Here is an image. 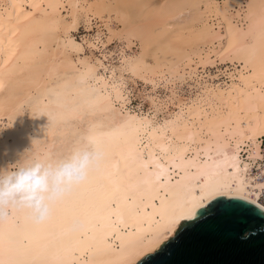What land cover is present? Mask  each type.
I'll return each instance as SVG.
<instances>
[{"label": "bare ground", "instance_id": "obj_1", "mask_svg": "<svg viewBox=\"0 0 264 264\" xmlns=\"http://www.w3.org/2000/svg\"><path fill=\"white\" fill-rule=\"evenodd\" d=\"M150 3L141 28L118 4L115 13L128 48L135 37L142 47L120 53L119 68L170 92L148 93L153 114L132 106L118 66L106 75L103 59L67 55L84 48L71 34L80 15L102 19L106 0H0V169L23 155L59 160L86 140L101 153L46 219L24 208L0 219V264H136L174 235V214L215 189L264 209V0ZM107 25L106 39L85 42L105 48ZM188 78L194 98L179 92Z\"/></svg>", "mask_w": 264, "mask_h": 264}, {"label": "water", "instance_id": "obj_2", "mask_svg": "<svg viewBox=\"0 0 264 264\" xmlns=\"http://www.w3.org/2000/svg\"><path fill=\"white\" fill-rule=\"evenodd\" d=\"M249 206L255 211L243 224L215 212L183 220L136 264H264V209Z\"/></svg>", "mask_w": 264, "mask_h": 264}, {"label": "rangeland", "instance_id": "obj_3", "mask_svg": "<svg viewBox=\"0 0 264 264\" xmlns=\"http://www.w3.org/2000/svg\"><path fill=\"white\" fill-rule=\"evenodd\" d=\"M91 1H96V0H91ZM150 1H152V3H150L149 8L151 6L152 7L163 6L169 0H150ZM142 2L145 4L148 2V0H106V4H111L110 9L103 13L102 19L98 18V17L97 18L93 17L91 24H90L91 27H90L89 23L88 24L86 23L87 21H86L84 15L81 14L79 17L78 23H77L75 29L74 28L72 29L71 34L73 35V37L77 41H79V42L84 41L83 42L84 48L81 52H78V51L73 50V49L72 50L69 49L67 55L70 56V58L72 57L73 58V59L71 58L72 61L74 60L73 62L76 63L77 65H80L79 60H78L79 59L78 56L91 57L93 62H97L98 58L103 59L104 64L107 67H104V65H102L100 67V71L105 73L106 75H111L110 71L113 69L112 68L113 65H116V66H118L117 68H119V65H120L119 61H120V57H121L120 55L123 53V51H127L129 54L131 53V55H134V54L136 56L140 55V53L142 51V47H140L141 41L138 37L133 38L132 48H128V39L126 36L128 34V32H127L128 28H127V24H126L127 21H125L122 17H118L117 13H115L116 12L115 6H116V4H118V6L121 9H124V10L126 9L130 15L128 18V21L137 20L138 26H140V28H141V27L148 25V20H146L145 17L146 18L149 17L148 12H147L148 8H145V9L141 8ZM140 9H142V11H140ZM140 12L143 14H140ZM109 14H111V15H109ZM66 20H71V19L66 17ZM107 22H108L109 26L113 29L114 35L112 36V38L108 42V45L105 48L102 47L101 44L99 45L100 48H95V47L89 45V43L85 42V39L87 37L95 40L96 37L98 38L99 36H101L103 39H106V36H108L110 34ZM63 33H64V31H63ZM51 49H52V46H51V48H49V51H51ZM134 50H135V52H134ZM104 54H106L107 57H105ZM149 60H150V62L152 61L151 58ZM117 68L115 71V74H116L115 79L123 80L125 83L127 82L126 87L130 91V94H131V100H132L131 104H132V106H134L139 111L143 110L146 112H150V114H153L155 112L154 107L152 106L149 97H146L149 92H150L149 94H151L153 92H154L153 93L154 95L156 93H157V95L159 94L161 99H167L168 98V94H170V92L168 91V88H166L165 80H162L159 85L157 84L156 91H154L152 89V87H153L152 81H148L147 82L148 84H147L143 78L141 79L140 77L138 78V76H134V74H131L132 72H130V71L124 72L121 70V68H119V70ZM219 68L224 70V68H226V65H223ZM219 68H217V67L216 68H214V67L208 68V70H210V72L212 71L213 74H219L220 73L218 78H221V80L220 79L215 80V82H217V83H221L222 81H224V78L227 77V74L222 72V71H219ZM200 70H202V69L200 68ZM120 71H122V73ZM121 74H123V77ZM54 77H56V76H54ZM191 84H193L194 86H191ZM179 85H180V87H179L180 94H182L183 96H186V97L193 96V98H194L196 90L198 89V87L195 88L196 83H195L194 79L192 80V79L188 78L185 82H183L182 84H179ZM170 107L171 108H169V109L168 108H162L161 110H158L156 112L158 119H163L166 117L169 118L170 116H172L171 111L173 110V108L178 110V108H175L173 106V104H171ZM11 142H13V140Z\"/></svg>", "mask_w": 264, "mask_h": 264}, {"label": "clouds", "instance_id": "obj_4", "mask_svg": "<svg viewBox=\"0 0 264 264\" xmlns=\"http://www.w3.org/2000/svg\"><path fill=\"white\" fill-rule=\"evenodd\" d=\"M90 141L75 146L59 160L24 159L0 169V219L10 209H27L36 221L46 219L53 205L84 181L100 158Z\"/></svg>", "mask_w": 264, "mask_h": 264}, {"label": "snow or ice", "instance_id": "obj_5", "mask_svg": "<svg viewBox=\"0 0 264 264\" xmlns=\"http://www.w3.org/2000/svg\"><path fill=\"white\" fill-rule=\"evenodd\" d=\"M208 201L207 204L204 201ZM254 201L239 192L225 191L221 189L211 190L201 202L193 204L174 214L171 220V227L166 230L170 233L182 220H195L198 216L205 215L206 212H215L218 215L228 216L243 224L252 218L254 208L250 207ZM203 209V211H201Z\"/></svg>", "mask_w": 264, "mask_h": 264}]
</instances>
